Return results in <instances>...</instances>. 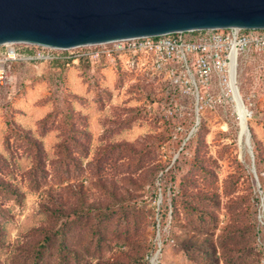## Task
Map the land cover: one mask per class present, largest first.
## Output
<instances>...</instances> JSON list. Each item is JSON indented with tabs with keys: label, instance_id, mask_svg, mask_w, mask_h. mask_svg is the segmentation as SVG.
<instances>
[{
	"label": "rangeland",
	"instance_id": "obj_1",
	"mask_svg": "<svg viewBox=\"0 0 264 264\" xmlns=\"http://www.w3.org/2000/svg\"><path fill=\"white\" fill-rule=\"evenodd\" d=\"M237 85L263 164L264 72L241 66ZM212 89L211 108L197 113L162 83L86 65L17 67L14 85L0 91V264H141L130 254L152 264L159 242L156 264H264V184L229 90ZM193 157L207 170L199 187L216 195L208 235L197 233L209 239L208 256L192 247L200 224L159 170L176 159L177 179L198 173ZM112 209L120 212L107 216ZM121 212L140 244L111 239Z\"/></svg>",
	"mask_w": 264,
	"mask_h": 264
},
{
	"label": "built area",
	"instance_id": "obj_2",
	"mask_svg": "<svg viewBox=\"0 0 264 264\" xmlns=\"http://www.w3.org/2000/svg\"><path fill=\"white\" fill-rule=\"evenodd\" d=\"M81 65L134 80L162 83L172 95L192 99L198 113L207 106L211 108L215 82L231 94L232 65L236 74L244 65H257L264 72V29H203L68 49L25 42L3 43L0 91L14 85L17 67L60 69Z\"/></svg>",
	"mask_w": 264,
	"mask_h": 264
},
{
	"label": "water",
	"instance_id": "obj_3",
	"mask_svg": "<svg viewBox=\"0 0 264 264\" xmlns=\"http://www.w3.org/2000/svg\"><path fill=\"white\" fill-rule=\"evenodd\" d=\"M230 27L264 29V0H0V44L68 49ZM245 130L253 163L248 126ZM252 172L257 180L254 166Z\"/></svg>",
	"mask_w": 264,
	"mask_h": 264
},
{
	"label": "trees",
	"instance_id": "obj_4",
	"mask_svg": "<svg viewBox=\"0 0 264 264\" xmlns=\"http://www.w3.org/2000/svg\"><path fill=\"white\" fill-rule=\"evenodd\" d=\"M251 144H253L252 151L254 155L256 173L258 176L259 183L261 185V189L263 190L264 163L262 164V157H260V154L258 153V150L256 147L257 145L254 144V142H252ZM193 160L195 163L198 162L201 164L198 167L199 172L193 173V174H187L184 177L181 176L178 179L176 178V174H177L176 172H178V160L176 159L169 169L166 170L168 166L167 165V166H159V170L162 172L163 179L166 178L167 176L172 175L173 184H177L179 188V193L177 197L179 198V200L181 199L182 202L184 203V208L188 212V214H190V217L195 218V220L198 221L200 224V227L198 226L199 228L197 229L193 228V230L197 232L195 235H192V239H191L192 247L194 249L202 248L199 251L200 252L203 251L206 254V256H208L209 248L207 245H204V244L208 242L209 239L200 238L197 236V233L201 231L202 233H205L208 235L207 224L214 218L213 212L208 206L212 202H215L216 195L213 194L209 189L207 191H203L201 187H199L197 183V177L199 175L200 176L206 175L207 170H206V167L203 165V159H200L199 157H193ZM106 211H109V209H106ZM117 211L120 212V210H117ZM117 211L112 209V212H110V214H107V216H111L113 212H117ZM77 212H78L77 210L73 209V213H77ZM59 213L67 214V213H64V211L62 212L61 208H60ZM101 215L102 213H99V215L97 213V216H101ZM178 215L179 213L177 210L171 212V217H172L171 223L173 222V220H175L178 217ZM122 216L124 217L118 219V222L113 224L114 231H113L111 239L120 240L128 245H130L129 243L131 242L133 246L138 245L137 243L140 244V240L137 238V234H136V227L134 228V224L130 222L127 215L125 216L122 213ZM163 216H164V213H163ZM191 223L194 226H196L194 222H191ZM256 226L257 225H252L253 231L255 234H259L261 231V228H258ZM244 227L245 225H241V228H244ZM96 233H97V242L99 244L107 242V239L105 238V234L103 233L102 230H100V227L96 228ZM65 235L66 234L64 233L63 236ZM48 239L49 237L43 238L42 239L43 245L41 243H38L39 247L43 248L44 244L46 245ZM62 245L64 246L63 247L64 250H70L71 252H73L72 248L69 249L68 247H66L64 240L62 241ZM129 256H130L129 258H132L133 260H138V261L141 260V264H147L146 261L144 262L143 259H141L143 257L140 254H135V255L133 254V256H131L130 254ZM139 257H140V260H139ZM130 264H139V263L131 262Z\"/></svg>",
	"mask_w": 264,
	"mask_h": 264
},
{
	"label": "bare ground",
	"instance_id": "obj_5",
	"mask_svg": "<svg viewBox=\"0 0 264 264\" xmlns=\"http://www.w3.org/2000/svg\"><path fill=\"white\" fill-rule=\"evenodd\" d=\"M229 88L231 90V94H232V101L235 105L236 111L239 112L242 122L244 124V127L246 129L247 124H246V112L247 109L244 105V101L243 99L240 97V92H239V87L237 85V74L234 71V66L232 65V69H231V80L229 82ZM238 92V95H237ZM245 111V112H244ZM245 113V114H244ZM246 131V130H245ZM156 258H153L152 264H156Z\"/></svg>",
	"mask_w": 264,
	"mask_h": 264
}]
</instances>
